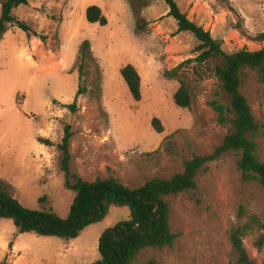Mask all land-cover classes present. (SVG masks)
Instances as JSON below:
<instances>
[{
    "label": "rangeland",
    "instance_id": "1",
    "mask_svg": "<svg viewBox=\"0 0 264 264\" xmlns=\"http://www.w3.org/2000/svg\"><path fill=\"white\" fill-rule=\"evenodd\" d=\"M176 1L227 52L264 47V40H257L264 32V0ZM93 4L102 8L107 24L87 19ZM40 10L33 14L21 4L14 15L29 25L30 36L46 35L45 40L35 35L43 48L28 43V31L18 25L0 40V186L7 185L24 206L68 216L76 192L66 185L60 165L58 144L66 124L74 131L71 171L90 181L114 176L131 187L181 172L194 154L213 153L223 142L229 126L219 121L210 101L219 94L220 102L231 106V99L212 71L206 67L200 78L192 62L178 76L167 74L196 57L199 44L193 33L178 31L167 0H46ZM86 40L95 59L86 82L90 90L72 111L68 104L80 82L76 63ZM129 63L142 77L141 100L121 74ZM181 79L192 94L186 108L174 98ZM242 91L264 122V83L254 71L244 77ZM154 117L162 132L153 126ZM239 158L229 150L199 170L197 187L172 198L174 246L145 253L135 264H230L228 230L251 224L253 216L244 243L264 264V187L243 177ZM129 217L128 206H112L104 220L73 239L20 232L12 219L0 218V264H95L101 234Z\"/></svg>",
    "mask_w": 264,
    "mask_h": 264
},
{
    "label": "trees",
    "instance_id": "2",
    "mask_svg": "<svg viewBox=\"0 0 264 264\" xmlns=\"http://www.w3.org/2000/svg\"><path fill=\"white\" fill-rule=\"evenodd\" d=\"M169 15L178 23V31H189L195 35L199 44L195 50L198 55L187 59L174 69L167 71L170 76H178L181 70L195 62L193 71L198 77L205 76L208 67L217 78L220 87L231 99V106L220 102L219 94L210 101L218 113L219 121L229 126L223 142L210 154H194L186 160L185 168L170 177L156 176L146 180L142 185L131 187L114 176L85 179L76 171H71L70 151L74 131L70 124L64 127V136L58 148L61 150L60 165L66 177V185L76 194L69 214L63 218L52 209H35L24 206L15 197L7 185L0 186V218L12 219L20 232H34L42 236H58L73 239L82 230L93 223L100 222L108 215L112 206H128L130 217L107 228L99 238L101 258L95 264H135L140 257L148 252L161 251L173 247L178 234L171 224L172 198L197 187L196 176L207 162L214 160L222 153L235 150L240 154L238 168L245 179H255L264 187V159L262 158V139L264 138V122L257 119L256 114L242 91L244 77L248 71H254L257 80L264 83V47L258 50L242 48L232 53L222 47V41L215 38L209 30L190 19L182 11L176 0H167ZM28 0H0V40L11 25L28 31L29 25L14 15V8L27 4ZM86 17L91 22L107 24V17L99 5L87 7ZM41 40L46 35L35 33ZM257 40H264V32ZM212 60L217 62L212 64ZM95 59L91 53L89 40L84 41L76 67L80 73V82L74 102L68 104L72 111L77 110L79 96L87 93L90 87L86 82L91 75L90 68ZM212 64V65H211ZM121 74L131 94L136 100L142 98V77L135 65L129 63L122 67ZM85 78V79H84ZM175 102L178 106L190 107L192 94L188 83L181 79L176 91ZM157 131L162 132L163 126L158 117L152 119ZM44 144L49 139L39 138ZM242 218V217H241ZM251 224H233L228 230L231 244L230 264H259L251 256L244 243ZM262 247L263 238L257 242ZM149 260L146 264H155Z\"/></svg>",
    "mask_w": 264,
    "mask_h": 264
},
{
    "label": "crops",
    "instance_id": "3",
    "mask_svg": "<svg viewBox=\"0 0 264 264\" xmlns=\"http://www.w3.org/2000/svg\"><path fill=\"white\" fill-rule=\"evenodd\" d=\"M45 2H46V0H28L27 5H28L31 13H33V14L37 13V12L42 13L40 9H41L42 5H44ZM1 12H2V7L0 9V15H1ZM29 42L31 44H34L35 46H37L39 48H43L40 45V44H42L41 43L42 41L38 37H36L34 34L32 36L28 37V43Z\"/></svg>",
    "mask_w": 264,
    "mask_h": 264
}]
</instances>
